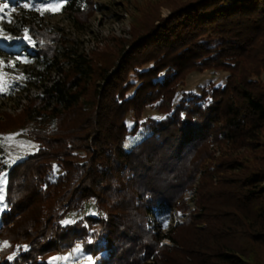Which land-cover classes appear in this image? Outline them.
Returning a JSON list of instances; mask_svg holds the SVG:
<instances>
[{
	"label": "trees",
	"instance_id": "trees-1",
	"mask_svg": "<svg viewBox=\"0 0 264 264\" xmlns=\"http://www.w3.org/2000/svg\"><path fill=\"white\" fill-rule=\"evenodd\" d=\"M52 1L76 29L97 11L95 0ZM131 2L129 38L75 63L76 41L25 14L6 29L27 32L33 53L5 46L60 78L0 113V134L35 113L51 119L26 129L34 153L7 166L0 151V264H48L77 243L94 264H264V0ZM209 70L227 74L222 86L174 104L188 75ZM146 108L160 118L142 122ZM89 201L99 215L62 224ZM171 209L185 219L161 232Z\"/></svg>",
	"mask_w": 264,
	"mask_h": 264
},
{
	"label": "rangeland",
	"instance_id": "rangeland-1",
	"mask_svg": "<svg viewBox=\"0 0 264 264\" xmlns=\"http://www.w3.org/2000/svg\"><path fill=\"white\" fill-rule=\"evenodd\" d=\"M28 3V7L24 4ZM97 11L89 22L82 28L76 29L69 20L56 13V2L52 0H9L8 6L0 3V46L4 49V42L18 43L22 47H28L26 53L32 54V41L22 30H13V36H9L6 29L11 26L16 17L24 15L28 19H35L55 33H63L78 44V56L73 59L81 61L82 56H88L91 51L97 50L105 45L108 39L129 38V21L132 12L131 0H95ZM160 17H166L169 10L165 7L159 9ZM1 48V47H0ZM11 53H16L15 58L6 54H0V113L7 111L16 113V106L25 104L26 97H33L40 93L39 87L48 85L51 79L60 78L59 68L48 69V67L35 61L31 56H26L19 45L13 47ZM25 58L27 62L17 59ZM64 65V64H63ZM66 66L64 65L65 69ZM226 73L222 71H205L203 73L193 72L187 76L182 86L178 87L174 104L186 94H199L201 89L208 86H222L225 82ZM150 118H160L155 111L146 108L141 121ZM128 124L132 122L128 120ZM51 126V119L43 114L35 113L27 123L26 127L0 134V151L4 165H12L37 150L36 144L26 134V129L44 128ZM11 137V139H8ZM139 136L128 139L126 145L137 142ZM7 176L5 171H1L0 178ZM6 183V182H5ZM5 183L3 187L5 189ZM188 209V207H187ZM1 214V213H0ZM99 213L93 201L84 203L79 211L69 212L62 220V224H73L78 220H83L87 216H96ZM64 221H70L65 224ZM149 223V222H148ZM148 228V227H147ZM149 229V228H148ZM77 245L79 249L77 250ZM5 247V243L0 242V250ZM13 257V256H10ZM81 243L69 251L59 254L48 261V264H94L93 259H88Z\"/></svg>",
	"mask_w": 264,
	"mask_h": 264
},
{
	"label": "built area",
	"instance_id": "built-area-1",
	"mask_svg": "<svg viewBox=\"0 0 264 264\" xmlns=\"http://www.w3.org/2000/svg\"><path fill=\"white\" fill-rule=\"evenodd\" d=\"M19 110V109H18ZM193 198H194V189L186 190L183 193L182 199L185 201L187 204V213L193 210L194 205H193ZM151 219V216H150ZM185 219V214H183L180 210L178 209H171L167 212L165 221L167 222V227H164L163 225L160 227L161 232H166L169 230L171 227H173L176 223H181ZM152 222H149L147 224V227L149 229H152Z\"/></svg>",
	"mask_w": 264,
	"mask_h": 264
},
{
	"label": "snow or ice",
	"instance_id": "snow-or-ice-1",
	"mask_svg": "<svg viewBox=\"0 0 264 264\" xmlns=\"http://www.w3.org/2000/svg\"><path fill=\"white\" fill-rule=\"evenodd\" d=\"M0 3H3L5 6H8V3H9V0H0ZM24 7H28V3H25L24 4ZM25 38L27 39V32L25 33ZM17 59L19 60H22L24 62H27L25 60V58H21V57H18ZM4 62L3 61H0V64H3ZM8 139H11V137H8ZM10 166V165H9ZM54 170H58L56 168V166H54ZM6 182V176L3 177V178H0V213H3L7 210H9V204H8V201L6 199V196L4 195V192H5V189L3 187V184ZM65 224L67 223H70V221H64ZM164 227H167V222L165 221L164 224H163ZM6 243L5 242V246H6ZM79 245H77V250L79 249ZM9 259L11 260L12 257H9ZM88 259H91V257H88Z\"/></svg>",
	"mask_w": 264,
	"mask_h": 264
}]
</instances>
